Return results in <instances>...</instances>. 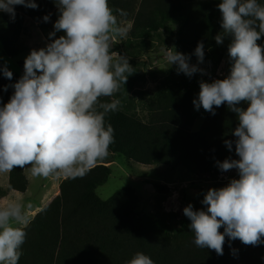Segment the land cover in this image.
<instances>
[{"label": "clouds", "instance_id": "obj_1", "mask_svg": "<svg viewBox=\"0 0 264 264\" xmlns=\"http://www.w3.org/2000/svg\"><path fill=\"white\" fill-rule=\"evenodd\" d=\"M53 2L59 17L50 42L33 49L25 59L23 76L3 89L11 87L14 92L0 106V174L20 168L34 178L83 177L107 157L114 142V129L105 124V117L118 110L120 101L101 98L114 96L132 72L129 58L112 51L130 25L118 21L109 0ZM17 5L38 8L36 0H0V12L14 20ZM218 9L223 31L215 41L223 45L231 37L230 74L211 83L201 81L193 103L196 110L202 107L212 115L227 104L236 114L238 125L231 133L235 140L224 143L239 159L229 157L216 165L221 172L236 170L239 179L209 189L201 202L206 210H194L189 204L183 213L191 221L194 244L222 256L226 237L246 246L264 244V46L258 44L264 37V3L222 0ZM116 12L127 16L122 9ZM43 20L49 22L50 15ZM194 55L198 64L204 62L202 42ZM164 59L189 78L198 72L208 74L174 47L167 48ZM0 71L13 78L7 66ZM29 223L20 203L0 204V264H19ZM128 264L154 262L138 252Z\"/></svg>", "mask_w": 264, "mask_h": 264}, {"label": "trees", "instance_id": "obj_2", "mask_svg": "<svg viewBox=\"0 0 264 264\" xmlns=\"http://www.w3.org/2000/svg\"><path fill=\"white\" fill-rule=\"evenodd\" d=\"M221 2L109 0V6L118 21L133 24L130 40H145L169 24L178 25L177 51L198 63L194 52L202 42L203 63L217 67L227 49L225 41L223 45L215 41L216 35L223 31L218 9ZM36 3L37 9L15 6L14 20L8 13L0 12V43L10 58H18L29 50L22 41L28 18L38 24L43 37L50 42L49 34L54 31L59 11L53 0H36ZM116 9L124 10L127 16L121 17ZM46 15H50L49 22L43 20ZM60 35L63 33H57L56 38ZM258 44L264 46V37ZM21 65L24 67V63ZM4 66L0 63V69ZM136 69L134 65L127 83L121 84L114 96L101 98L102 102L120 101L118 110L105 117V124L114 129L110 152L135 164L186 169L196 175H218L221 171L217 161L238 157L234 148L229 151L224 143L235 140L231 133L238 125L236 114L227 106L215 110V115L209 113L202 128L194 130L195 82L190 86L169 76L156 93L148 96L147 121L131 111L128 95L136 83L133 77L138 76ZM12 73L9 80L0 71V106L7 104L14 92L11 87L5 92L4 87L22 77ZM110 177L108 167L97 166L83 177L65 180L61 195L44 207L25 229L26 242L21 248L19 264H128L138 252L149 256L154 264H264V244L246 246L239 239L232 241L226 237L224 254L218 256L214 250L194 244L190 220L177 233L163 227L155 218L138 221L134 216L138 198L132 191H119L108 201L97 195V190ZM29 186L25 170L17 168L10 172L8 189L0 193V198L12 191L24 194ZM154 189L161 195L171 193L168 186L160 183H155Z\"/></svg>", "mask_w": 264, "mask_h": 264}, {"label": "rangeland", "instance_id": "obj_3", "mask_svg": "<svg viewBox=\"0 0 264 264\" xmlns=\"http://www.w3.org/2000/svg\"><path fill=\"white\" fill-rule=\"evenodd\" d=\"M127 25H130L127 36L118 38L112 47V51L127 56L132 67L137 65L134 72L138 73V76H133L136 78V83L133 91L128 95V99L130 100L131 111L136 112L143 121H147L149 116L146 105L148 96L156 93L169 76H172L176 81L183 80L190 86L196 83L195 99H197L201 81L211 83L216 79H224L230 74L231 63L228 56V45L231 43V37L224 40L227 49L219 66L205 63L198 64L189 60L191 65H198L208 73L202 75L198 72L189 78L183 73L178 74L177 66H172L164 59L167 48L174 47L176 51L178 49L180 29L178 25L169 24L159 30L158 33L152 34L150 38L135 41L129 39L133 24L125 22V26ZM42 37L36 32L34 35L23 37L22 41L29 47V50L18 58L8 57L0 43V63L7 66L12 72L23 76L24 67L21 66V63L25 62L33 49L39 50L48 44ZM193 77H195V81ZM222 106H227V104ZM220 107L215 108V110ZM241 107L246 109L247 104L242 103ZM193 111L197 117L194 130L199 131L209 112L202 107L196 110L194 103ZM234 159H239V157ZM97 166L108 167L111 173L109 182L97 190V195L103 201H108L119 191L130 190L138 198V204L134 212L136 219L144 221L148 218H155L158 223L173 233H177L182 228L183 223L189 220L183 213L185 207L191 204L194 210H206L201 202L209 189H219L227 186L231 179H239L236 170L220 172L218 175H196L186 169L135 164L110 151L107 157L93 168ZM25 173L31 183L27 196H24L25 198L13 197L11 196L12 192H10L6 197L0 198V204H6L10 201L20 203L28 215L32 212V216H29L31 223L41 212L36 214L40 208L43 209L49 206L55 200V197L61 195V185L68 178H34L26 170ZM8 175L9 173L0 174V193H4L2 191L8 189ZM155 183L168 186L171 193L169 195L157 193L154 189Z\"/></svg>", "mask_w": 264, "mask_h": 264}, {"label": "crops", "instance_id": "obj_4", "mask_svg": "<svg viewBox=\"0 0 264 264\" xmlns=\"http://www.w3.org/2000/svg\"><path fill=\"white\" fill-rule=\"evenodd\" d=\"M25 27H26V32H25V35H23V37H25V36H31V34L32 35H34V33L36 32V34H40V36L42 35V33H41V31H40V29H39V26H38V24L37 23H34L32 20H30L29 18L27 19V21H26V24H25ZM43 36V35H42ZM22 37V38H23ZM44 40H45V38L44 37H42ZM46 41V40H45ZM22 63H24V62H22ZM22 66V65H21ZM10 174V173H9ZM9 176V175H8ZM29 179V178H28ZM8 182V181H7ZM9 184V183H8ZM31 184V183H30ZM46 185V184H45ZM29 189H30V186H29ZM29 189H28V191L26 192V193H24V194H22V193H19V192H14V191H12V195L11 196H13V197H20V198H25L27 195L26 194H28V192H29ZM25 196V197H24ZM57 197H55V199H56ZM50 204V203H49ZM48 204V205H49ZM42 209L40 208V210L38 211V212H36V214L37 213H39L40 211H41ZM28 216H32V212H31V214L30 215H28Z\"/></svg>", "mask_w": 264, "mask_h": 264}, {"label": "bare ground", "instance_id": "obj_5", "mask_svg": "<svg viewBox=\"0 0 264 264\" xmlns=\"http://www.w3.org/2000/svg\"><path fill=\"white\" fill-rule=\"evenodd\" d=\"M34 214V213H33Z\"/></svg>", "mask_w": 264, "mask_h": 264}]
</instances>
